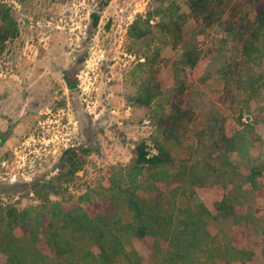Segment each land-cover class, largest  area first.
Wrapping results in <instances>:
<instances>
[{"label":"rangeland","instance_id":"1","mask_svg":"<svg viewBox=\"0 0 264 264\" xmlns=\"http://www.w3.org/2000/svg\"><path fill=\"white\" fill-rule=\"evenodd\" d=\"M161 1L0 0L18 27L16 36L0 41V236L9 206L22 209L52 200L70 207L92 190L97 203L106 207V193L99 188L106 183V167L130 161L139 142L157 152L152 133L159 115L183 103L195 109V117L189 123L184 119L188 132L169 146L174 155L189 158V146L198 141L197 130L208 129L211 135L210 129L220 126L213 116L226 120L227 132L248 124L257 141L249 165L243 167L255 168L262 187L256 192L247 186L251 193L240 204L238 222L220 217L218 206L209 205L213 209L207 222L209 243L188 261L175 258L173 247L162 244V237L151 236L137 243L143 253L129 241L130 252L114 264H128L127 256L134 258V264H264V65L243 66L240 71L233 62L241 59L238 38L217 25L200 33L201 19L192 15L179 20L181 26L172 34L163 30L159 17L152 16L147 36L130 37L131 24L139 17L142 25L148 23ZM177 3L181 11H189L181 0ZM96 12L100 17L94 27ZM192 45L201 49V57L195 67L186 66L179 73L190 88L183 98L172 91V74L179 53ZM143 62L146 65L141 66ZM66 74L75 87L68 86ZM154 79L163 94L143 106L142 85L147 87ZM156 135L155 131L153 137L161 140ZM200 191L196 190L197 198L204 202ZM194 199L186 191L178 202ZM123 206L124 202L122 210ZM122 212L127 220V212ZM47 234L41 229L43 238ZM40 250L47 258L36 256L37 264H56L49 245ZM61 260L101 264L82 244L74 256Z\"/></svg>","mask_w":264,"mask_h":264},{"label":"trees","instance_id":"2","mask_svg":"<svg viewBox=\"0 0 264 264\" xmlns=\"http://www.w3.org/2000/svg\"><path fill=\"white\" fill-rule=\"evenodd\" d=\"M181 1L189 11H181L177 6L178 0H162L149 14L148 23L142 25L139 17L131 24L130 37L147 36L151 32L152 16L159 17L163 30L172 34L175 27L180 28L179 20L192 15L198 21L201 19L200 33L217 25L224 26L229 34L238 38L241 59L234 58L233 62L241 66L240 71L243 66L250 69L263 67L264 0ZM175 16L179 18L175 19ZM99 17L98 12L93 13L94 27ZM17 33V22L9 7L0 2V41L14 37ZM200 51L195 45L185 48L174 63L172 91L183 98H186L190 88L179 73L185 72L186 66H196L201 57ZM232 63L226 62L229 65ZM143 65L146 62L141 63ZM70 77V74H66L65 79L68 86L73 88L76 82ZM149 82L147 87L143 84L144 88L140 91L139 102L143 106L163 94L156 79ZM194 110L180 103L171 110L162 111L155 128L161 140L157 139V135L153 137L155 131L152 133L157 152L152 153L147 142H139L130 161L124 165L106 167V183L99 186L106 193V207L97 203L92 190L81 195L70 207L52 200L22 209L7 207L2 217L5 229L0 236V264H30L31 261L37 264L36 256L47 258L40 248L48 245L55 253V263L63 264L61 259L74 256L80 244L85 247L87 254L92 253L101 264H114L130 252L127 247L129 241L145 242L151 236L162 237V244L168 243L173 247L175 258H180L182 262L188 261L196 255V251L209 243L207 222L212 212L197 198V189L224 190L223 198L215 201L219 216H231L238 222L240 216L235 207L240 206L242 200L251 193L247 186L256 192L262 187L257 181L255 168L243 167L249 165V154L257 141L251 134L256 132L248 124H243L234 132H227L226 120L224 122L213 116V121L219 122L220 126L212 127L211 135L207 134L208 129L197 130L198 141L189 146V158L177 157L169 146H172L173 141L178 143L181 135L188 132L184 119L188 123L193 121ZM181 127H184L183 131ZM193 156L195 159H191ZM71 163L75 164L74 161ZM242 168L249 169L246 175ZM186 191L189 197L195 198L194 202L180 205L178 199L183 198ZM93 192L96 190L93 189ZM122 202L125 204L123 210L127 212V220L123 218ZM91 203L92 208H89ZM41 229L48 233L44 238ZM227 251L228 248L224 253ZM31 252H35L34 255ZM133 259L127 256L125 261L134 264Z\"/></svg>","mask_w":264,"mask_h":264},{"label":"crops","instance_id":"3","mask_svg":"<svg viewBox=\"0 0 264 264\" xmlns=\"http://www.w3.org/2000/svg\"><path fill=\"white\" fill-rule=\"evenodd\" d=\"M205 193V194H204ZM225 194V191L224 190H218V189H213L212 190H202L200 191V196L202 197L203 200H205L204 202L206 203L207 207L210 209V211L213 212V209L211 210V206L209 205H212V207L215 206V201L216 200H220L223 198V195ZM207 200V202H206ZM236 211H237V215L238 216H241V211H242V208L241 206H236ZM238 225H241V223L237 224ZM139 242V240H134L133 241V244L136 246L137 250L140 252V253H143L142 250L140 249L139 245H137V243Z\"/></svg>","mask_w":264,"mask_h":264}]
</instances>
